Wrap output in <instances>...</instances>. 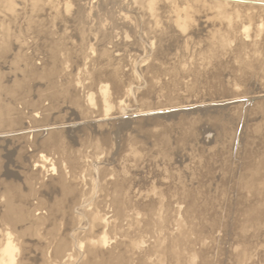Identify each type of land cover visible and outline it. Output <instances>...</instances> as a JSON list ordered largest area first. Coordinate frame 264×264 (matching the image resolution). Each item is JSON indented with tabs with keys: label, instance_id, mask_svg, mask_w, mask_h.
I'll return each instance as SVG.
<instances>
[{
	"label": "rangeland",
	"instance_id": "1",
	"mask_svg": "<svg viewBox=\"0 0 264 264\" xmlns=\"http://www.w3.org/2000/svg\"><path fill=\"white\" fill-rule=\"evenodd\" d=\"M238 1L0 0V264L11 236L24 264H264V0Z\"/></svg>",
	"mask_w": 264,
	"mask_h": 264
},
{
	"label": "bare ground",
	"instance_id": "2",
	"mask_svg": "<svg viewBox=\"0 0 264 264\" xmlns=\"http://www.w3.org/2000/svg\"><path fill=\"white\" fill-rule=\"evenodd\" d=\"M137 1V0H136ZM168 0H166V2H167ZM193 1V0H192ZM208 1V0H207ZM235 1H237V2H243V1H238V0H235ZM194 2H195V0H194ZM210 2V1H209ZM228 2V1H227ZM137 3H139V2H137ZM142 3V2H141ZM149 3V5H150V1L148 2ZM161 3V2H160ZM169 3V2H168ZM171 3H173V2H171ZM175 3H178V2H175ZM221 3H225V2H221ZM220 2L219 3H215V2H212L211 4L212 5H214V4H221ZM233 3V2H232ZM253 3V2H252ZM162 4V3H161ZM160 4V5H161ZM164 4V3H163ZM192 5H196V3L194 4V3H191ZM205 4H207V3H205ZM227 3H225V5H226ZM254 4V3H253ZM156 5H157V3H156ZM156 5H155V7H156ZM166 5V4H165ZM172 5V4H171ZM178 5V4H177ZM176 5V6H177ZM222 5V4H221ZM224 5V4H223ZM224 5V6H225ZM257 5H264V3H257ZM151 6V5H150ZM167 6V5H166ZM175 6V7H176ZM180 6V5H179ZM149 7V6H148ZM161 7V6H160ZM174 7V8H175ZM221 7V6H220ZM264 7V6H263ZM164 7H162V9H163ZM166 8V7H165ZM167 8H168V6H167ZM140 9V8H139ZM159 9H161V8H159ZM161 9V10H162ZM172 9V8H171ZM175 9H178V7H176ZM151 11V10H150ZM159 11V10H158ZM163 11H164V9H163ZM168 11V9L166 10V11H164V12H167ZM156 12V11H155ZM162 12V11H161ZM172 12H173V10H172ZM143 13V12H142ZM153 13V12H152ZM163 13V12H162ZM168 13V12H167ZM156 14V13H155ZM158 14V13H157ZM164 14V13H163ZM156 16V15H155ZM159 16V15H158ZM164 16V15H163ZM120 17V16H119ZM153 17V16H152ZM3 18V17H2ZM126 18V17H125ZM115 19V18H114ZM146 19V18H145ZM150 19H152V18H150ZM109 20V19H108ZM118 20V19H117ZM2 21V20H1ZM110 21V20H109ZM147 21V20H146ZM3 22V21H2ZM4 22H6V20H4ZM142 22V21H141ZM1 23V22H0ZM152 23V22H151ZM4 24H6V23H4ZM3 24V25H4ZM124 24V23H123ZM0 26H1V24H0ZM8 26V25H7ZM48 26H50V24L48 25ZM154 26V25H153ZM181 26H185V25H181ZM181 28V27H180ZM179 28V29H180ZM2 29H5V28H3L2 27ZM8 29V28H7ZM132 29V28H131ZM184 30V29H183ZM7 32V31H6ZM148 32V31H147ZM0 33H1V31H0ZM149 33V32H148ZM124 34V33H123ZM121 35V34H120ZM125 35V34H124ZM159 37H158V39H157V43H158V45H157V48H160V46H161V44H163L166 40V38L165 37H163V36H161V35H158ZM4 38V37H3ZM124 38V37H123ZM0 39H2V38H0ZM4 40V39H3ZM2 40V41H3ZM7 40V39H6ZM5 42V41H4ZM169 43V42H168ZM2 45V44H1ZM170 45V44H169ZM156 46V45H155ZM162 47V46H161ZM156 52V51H155ZM160 52V51H159ZM155 54V53H154ZM153 54V55H154ZM160 54V53H159ZM152 58V60L154 59V58H156V55H154V56H152L151 57ZM107 59V58H106ZM149 62V61H148ZM154 62V61H153ZM152 63V62H151ZM156 63V62H155ZM154 63V64H155ZM150 65H152V64H150ZM158 65V64H157ZM154 66V65H153ZM160 66V65H159ZM164 66V65H163ZM162 67V66H161ZM160 67V68H161ZM152 68V67H151ZM159 68V67H158ZM146 69H147V67H146ZM165 69H166V67H165ZM150 70V69H149ZM148 70V71H149ZM157 70H159V69H157ZM150 72V71H149ZM160 73V72H159ZM167 75V74H166ZM0 83H2L1 81H0ZM3 84V83H2ZM1 91V90H0ZM236 98H241V97H236ZM5 117V116H4ZM2 119V118H1ZM67 119V118H66ZM64 124V123H63ZM5 132H9V131H5ZM1 133V132H0ZM57 133H61L62 134V131H59V132H52V133H50L49 132V135L48 136H50V138H52V136L53 135H55V134H57ZM24 137L25 136H20V137H14V138H10V139H8V138H4V139H0V147H2L1 149H3V144H7V143H9V142H14V141H19V140H22V139H24ZM49 140V139H48ZM5 150V149H4ZM1 157V156H0ZM1 159V158H0ZM45 171L46 172H49L50 171V169L49 168H47V165H45ZM50 175V174H49ZM60 180V175L58 174V176L57 177H52V176H49L48 177V181L46 182V184H53V183H56L57 181H59ZM51 184V185H52ZM57 200V198L55 199V201ZM48 240H49V242H52L53 241V239L51 238V237H49L48 238ZM14 241H16V243L18 242V238L16 237V236H11V238H9V241H8V244H7V246L5 247V254H6V264H24V259L21 257V256H23V254L21 253V247L20 248H18L13 242ZM50 244V243H49ZM48 262H51V261H48ZM51 264V263H50Z\"/></svg>",
	"mask_w": 264,
	"mask_h": 264
}]
</instances>
